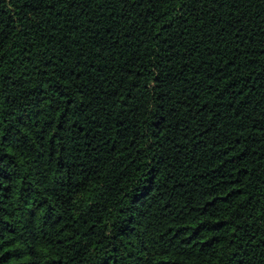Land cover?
I'll use <instances>...</instances> for the list:
<instances>
[{"label":"trees","instance_id":"1","mask_svg":"<svg viewBox=\"0 0 264 264\" xmlns=\"http://www.w3.org/2000/svg\"><path fill=\"white\" fill-rule=\"evenodd\" d=\"M0 264H264V0H0Z\"/></svg>","mask_w":264,"mask_h":264}]
</instances>
